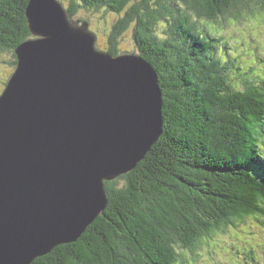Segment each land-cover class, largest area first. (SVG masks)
I'll return each mask as SVG.
<instances>
[{"label": "trees", "instance_id": "1", "mask_svg": "<svg viewBox=\"0 0 264 264\" xmlns=\"http://www.w3.org/2000/svg\"><path fill=\"white\" fill-rule=\"evenodd\" d=\"M29 2L0 0V51L13 52L15 68V49L34 37ZM65 7L80 21L81 9L121 15L104 50L112 55L132 28L138 53L159 74L163 134L134 170L106 182V209L75 242L31 264H183V254L192 260L191 251L224 229L239 232L250 220L263 231L264 71L233 72L225 35L228 23L264 14V0H71ZM254 243L238 253L263 264L255 256L264 255L256 250L262 242Z\"/></svg>", "mask_w": 264, "mask_h": 264}, {"label": "water", "instance_id": "2", "mask_svg": "<svg viewBox=\"0 0 264 264\" xmlns=\"http://www.w3.org/2000/svg\"><path fill=\"white\" fill-rule=\"evenodd\" d=\"M34 37L0 94V264L75 242L106 209V182L163 134L159 74L138 53L97 46L60 0H30Z\"/></svg>", "mask_w": 264, "mask_h": 264}, {"label": "rangeland", "instance_id": "3", "mask_svg": "<svg viewBox=\"0 0 264 264\" xmlns=\"http://www.w3.org/2000/svg\"><path fill=\"white\" fill-rule=\"evenodd\" d=\"M60 1L65 6L71 2V0ZM120 17V14L105 9L99 11L81 9L77 15V18L89 22L90 29L97 36V46L103 50L107 49L113 25ZM226 27L225 38L228 39V49L224 48L231 53L234 59L230 63V68L233 72H239L241 75L250 73L249 76L252 78L259 77L258 73H261L259 71H264V14L250 15L244 20L228 23ZM164 30L165 23L161 21L158 31L162 34ZM117 47L121 53H138L132 28H129L118 38ZM14 59L15 56L12 51H0V93L6 87L14 72ZM252 69L254 71L251 72ZM123 182L124 179H121V184ZM238 217L239 219L243 217V211L239 213ZM255 222L247 220L246 224L240 225L239 232L235 229L229 232L224 229V232L215 233L210 237L211 240H205L199 244V249L190 250L196 252L191 253L192 260L189 259L190 253L187 251L183 254L182 259L180 258V261L185 264L183 258H186L188 261L186 264H256L257 261L253 260L250 254L246 255V253H243L244 251L238 253V246L255 245L254 242L257 238L261 240L262 244L256 250L264 252V230L260 231L252 227ZM252 231L260 233L259 236L256 237L255 234H252ZM247 240L250 242H246ZM179 250L182 252L184 249L179 248ZM255 256L258 260H264V255L259 254V252Z\"/></svg>", "mask_w": 264, "mask_h": 264}, {"label": "bare ground", "instance_id": "4", "mask_svg": "<svg viewBox=\"0 0 264 264\" xmlns=\"http://www.w3.org/2000/svg\"><path fill=\"white\" fill-rule=\"evenodd\" d=\"M254 63V62H253ZM262 64V63H261ZM258 71H259V69H258ZM261 71V70H260Z\"/></svg>", "mask_w": 264, "mask_h": 264}]
</instances>
